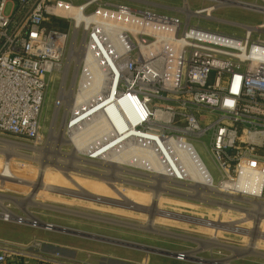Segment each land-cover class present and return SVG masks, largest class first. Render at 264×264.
Returning a JSON list of instances; mask_svg holds the SVG:
<instances>
[{"label": "built area", "instance_id": "2783aa9c", "mask_svg": "<svg viewBox=\"0 0 264 264\" xmlns=\"http://www.w3.org/2000/svg\"><path fill=\"white\" fill-rule=\"evenodd\" d=\"M200 1L209 4L192 9L184 0L182 9L189 13L181 9L179 16L117 0H0V140L45 147L40 146L45 142L41 119L48 77L64 70L72 45L90 47L105 70L104 86L88 111L104 116L112 128L104 132L103 144H123L116 141L125 129L136 131L131 136L136 146H159L158 138H183L195 146V138L208 135L218 177L208 170L216 191L264 203V36L254 35L264 31V23L247 25L240 35L201 26L190 16L216 19L217 10L238 4ZM236 1L264 14V0ZM99 16L120 26L116 42L101 32ZM53 19L66 21L69 28L55 27ZM83 113L70 111L64 129L76 125ZM116 119L124 122L123 131ZM6 208L15 212L11 205ZM41 223L27 224L46 231L57 226ZM170 255L195 261L191 250ZM0 264L97 263L35 237L0 238ZM132 264L152 263L145 258Z\"/></svg>", "mask_w": 264, "mask_h": 264}, {"label": "rangeland", "instance_id": "374dc122", "mask_svg": "<svg viewBox=\"0 0 264 264\" xmlns=\"http://www.w3.org/2000/svg\"><path fill=\"white\" fill-rule=\"evenodd\" d=\"M117 2L158 13L184 15V12L181 11L184 0H117ZM189 3L192 9L209 4V2L200 0H189ZM214 16L216 19L210 20L202 19L199 15L190 17L192 22L200 23L201 26L238 35L244 33L247 25L264 23V14L242 5L232 4L226 6L217 10ZM52 23L55 27L64 30L69 28V23L60 19H53ZM259 34L264 36V31L254 33L255 36ZM78 58L79 54H76V57L71 58L70 62L68 59L66 64L68 71L66 90H69L71 85L75 88L78 81L83 63ZM63 71L53 72L48 77V89L41 119L45 142L40 146L45 147L39 148L42 149L39 151L35 147H33L34 149L28 148V145H38L26 143L28 145L24 144L21 147L26 149H19V152L24 156H40L42 154L60 160L58 163L48 164L40 188L36 193L35 201L44 205L63 208L65 211L36 205L29 206L28 211L34 217L37 216L36 218H39V221L41 219L44 222H51L61 226L60 228L67 227L70 230L102 235L105 238L148 245L167 250V252L146 251L111 241L64 232L57 229V227L52 231H46L42 227L34 228L27 223H18L13 220L5 221L2 217H0V238L29 241L39 237L62 247L69 255L85 258L97 264H132L145 258H148V261L152 264H212L211 262L201 263L195 259L191 262H182L170 255V251L191 250L192 252L196 249H199V252L196 253L198 258L218 260L216 258H226L232 255L233 258H231L232 260L235 259L236 264H264V256H261L264 255V215L256 230V255L242 254L236 256L228 248L245 249L250 246L256 226V216L252 214L250 208L254 207L249 200L223 196L214 192L206 194L205 198L209 200H201L183 196L186 193L190 194V189L169 185V188L174 190L175 193L181 192L183 194L160 192L155 204V213L152 215L155 190L144 186L153 185L152 180L136 174H123L125 178L139 181L144 185L124 182L104 175V168L98 164L101 162L99 159H95L93 163L75 162L76 160H66L54 153L56 147H60L62 152L66 154H71L74 148V144L71 142H58L60 143L58 144L57 141L51 139L53 123L56 132L63 129L64 137L68 138L67 130L64 127L70 115V110L65 103L60 104L58 109L56 107L62 85ZM209 138L208 135L195 138L194 145L211 173L217 178V168L207 150L210 143ZM49 142L50 146H47ZM6 147L9 146L0 148L2 149L0 152L7 153L6 156L0 153V195L25 199L37 186L40 163L36 159L14 155L8 150H4ZM83 155L81 153L76 154V156L84 157L85 155ZM84 158L89 159L86 156ZM68 164H74L76 168L68 166ZM127 168L136 172L148 173L147 170L138 167ZM93 172H99L100 174ZM4 204L11 205V209L15 211H12V213L16 214V217L28 218L25 210L20 208L17 203L6 199ZM6 205L4 206L6 207ZM20 210L25 213V216L21 215ZM69 211L107 218L109 222L99 218L75 215ZM258 211L260 214L261 210ZM152 216L154 227L159 229L161 233L125 225V223L148 225V220ZM115 221H120L124 225L116 224ZM193 238L204 241L215 239L223 246H200L192 241ZM227 259L229 258L219 260Z\"/></svg>", "mask_w": 264, "mask_h": 264}, {"label": "bare ground", "instance_id": "6f19581e", "mask_svg": "<svg viewBox=\"0 0 264 264\" xmlns=\"http://www.w3.org/2000/svg\"><path fill=\"white\" fill-rule=\"evenodd\" d=\"M235 2L239 5V3L236 0L233 1V3ZM242 6L251 7L248 4H242ZM182 11H186V10L182 9ZM186 12L189 13V11ZM96 23L100 27L101 32H103V34L105 33V35L108 36L112 40V42H116L118 40L120 35L119 34L120 26L118 24H115L112 21H108V17H104V16L96 17ZM262 27H264V25H262ZM76 54H79L78 60L83 62L80 75L78 76L77 89L76 87L74 88V86L71 85V88L69 90H66L65 80L68 74L66 68L67 66H66L63 71V82L61 85L60 95L57 100L56 107L58 109L60 104L65 103L67 108H69V110L72 113H75L80 109H84V113L79 118V122L76 125L70 128L67 127L66 133L68 135V138L64 137L63 129L59 130V132H56L55 125L53 123L51 139L57 141V143L71 142L74 144V148L71 154H66L62 152L60 147H56L54 153H56L60 158H64L66 160L69 159L76 160L75 162L83 161V162L93 163L95 162L94 161L95 159H99L101 160V162L98 164L104 168V173H105L104 175L111 176L116 179H120L124 182H129L142 186L144 185L139 181H133L128 178H125L123 174H132V175L136 174L138 176H143L147 179L152 180L154 182L153 185H144L150 189L155 190L154 191L155 200L151 213L152 215H154L155 213V209H156L155 204L160 196V192L175 193L174 190H171L169 188V185L181 186L190 189L191 193L190 194L186 193V195L183 196L198 198L201 200H209L205 198L208 192L209 193L214 192L217 194L222 193L216 191V188L212 184L208 167L204 163L197 148L195 146H192L188 141H186L183 138H174V139L168 138L166 140H163L162 138H158L159 146H136L134 142L131 140V136L136 134V131L133 130L126 131V129L125 131H123L122 129L124 128L122 127L124 126L123 125L124 122L121 119H116V124L118 128H120V130L124 132L121 136L117 138L116 142L125 140L124 143L121 144L120 146H113L115 144L114 141H110L107 144H103V140L105 139L104 132L105 131L109 132V130L110 129L112 130V128L108 125V122L104 116L95 115L94 117H92L89 116L91 112H88L90 110L91 101L99 95L106 80L102 59L99 58V55L95 53L90 47H86L85 49H83V47L81 46L79 49H75L74 45H72L69 62L71 58L76 57ZM128 110L131 111V108L129 107ZM0 142L3 143L2 144L3 146H9L8 148L6 147L4 150H8L9 152L17 156L36 159L40 163V175L37 186L27 198L19 199L16 197H6L4 195H0V207L3 210L2 212H0V217L2 218L6 217V219L7 218L10 219L12 217L15 220L25 221V223H33L34 221H32L31 219L37 221L39 218L37 219L36 217L33 216V214L30 211H28L27 208L31 205H36L40 207H50L58 211H65L63 208L52 207L35 201L36 193L40 188L42 177L44 175V172L48 164L52 162L58 163L60 162V160L55 158L53 159L52 157H46L41 153L40 156H24L22 155V153L19 152V149L23 147L24 144L12 143L3 140H0ZM47 146H50V142L48 143ZM1 150L2 149H0V151ZM41 150L39 149V151ZM79 153L84 154L89 159L84 158L85 157L84 155H83L84 157L76 156V154ZM64 165L67 166V164ZM68 166L76 168L74 164L72 165L68 164ZM127 167H134V168L138 167L143 170H147L148 173L136 172L135 170ZM93 173L100 174L99 172H93ZM175 194L182 195L183 193L176 192ZM6 199L17 203L20 206V208H23V210H25L26 214L28 215V218L16 217L17 216L16 214L12 213V211L8 210L4 206L5 205L4 201ZM249 202L254 205V208H250V209L253 212L252 214H255L256 216V226L253 233V239L250 242V246L245 249L228 247L230 250L233 251V253H235L236 256H240L242 254L256 255L257 253L255 248V236H257L256 230L258 224L264 215V203H259L253 200H249ZM259 209L261 210L260 214L258 211ZM69 212L75 215H83L88 218H99L93 215L83 214L80 212H75V211H69ZM248 212L250 211L248 210ZM99 219L109 222L107 218H99ZM153 221L154 220L152 216L148 220V225L146 224L141 226V225H132L127 223H125V225L129 227L151 230L152 232L161 233L159 229L154 227ZM115 223L124 225V223L120 221H115ZM56 227L57 229H60L64 232L75 233L77 235L85 234L87 237L98 238L105 241H113L108 237L106 238L100 237L93 233L70 230L67 229V227L65 228H60V226H56ZM192 241L199 244L200 246H204V245L223 246L218 242H216L215 239L210 241H204L199 238H193ZM140 249L142 248L140 247ZM146 251H153V250H146ZM197 252H199V249L192 251L191 256L194 257L195 260L201 263L211 262L212 264H223L226 261L219 259L208 260V259L198 258L196 256ZM261 256L263 257L264 255ZM232 258L230 257L229 259H227L226 262L231 261Z\"/></svg>", "mask_w": 264, "mask_h": 264}, {"label": "water", "instance_id": "95a60500", "mask_svg": "<svg viewBox=\"0 0 264 264\" xmlns=\"http://www.w3.org/2000/svg\"><path fill=\"white\" fill-rule=\"evenodd\" d=\"M82 236H86V235L84 234ZM98 236L105 237V236H102V235H98ZM96 239H98V238H96ZM110 239L113 240L111 242L117 243V244H123V245H126V246L135 247V248H140L141 247L144 250H153V251L155 250V251H158V252H161V253H166L167 252V250L151 247V246H148V245H141V244L128 242V241H124V240H119V239H114V238H110Z\"/></svg>", "mask_w": 264, "mask_h": 264}]
</instances>
